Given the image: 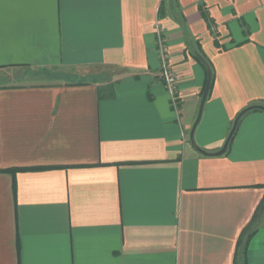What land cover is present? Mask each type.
<instances>
[{
  "label": "crops",
  "instance_id": "crops-1",
  "mask_svg": "<svg viewBox=\"0 0 264 264\" xmlns=\"http://www.w3.org/2000/svg\"><path fill=\"white\" fill-rule=\"evenodd\" d=\"M199 57L211 154L264 107V0H0V264H264V112L197 152Z\"/></svg>",
  "mask_w": 264,
  "mask_h": 264
},
{
  "label": "built area",
  "instance_id": "built-area-1",
  "mask_svg": "<svg viewBox=\"0 0 264 264\" xmlns=\"http://www.w3.org/2000/svg\"><path fill=\"white\" fill-rule=\"evenodd\" d=\"M155 51L158 55L159 73L158 76L168 94L171 96L172 105L175 107V91L177 78L170 65L169 46L163 28L160 25L154 27Z\"/></svg>",
  "mask_w": 264,
  "mask_h": 264
},
{
  "label": "water",
  "instance_id": "water-1",
  "mask_svg": "<svg viewBox=\"0 0 264 264\" xmlns=\"http://www.w3.org/2000/svg\"><path fill=\"white\" fill-rule=\"evenodd\" d=\"M199 60L200 62L203 64V66L205 67L206 69V73H207V79H206V83H205V86H204V89H203V93H202V96H201V100H200V104H199V109H198V112H197V116H196V119L192 125V128L190 130V134H189V139H190V142H191V145L192 147L199 153L203 154V155H211V156H219V155H222L226 152V149L228 147V143L230 141V139L232 138V135L234 134V131L236 129V126H237V123H238V120L239 118L244 114L246 113L247 111H250V110H254V109H257V110H262L264 112V107L263 106H251V107H248L244 110H242L237 116L236 118L234 119L233 121V124H232V127L230 129V132L224 142V144L222 145L221 149L218 150L217 152H213L211 154H208L206 152H204L203 150L199 149L195 144H194V141H193V133H194V129L198 123V121L200 120V117H201V113H202V108H203V105H204V102L207 98V95H208V92H209V88H210V83H211V70H210V67L209 65L202 59L199 57ZM264 208V206H263ZM262 208V209H263Z\"/></svg>",
  "mask_w": 264,
  "mask_h": 264
},
{
  "label": "rangeland",
  "instance_id": "rangeland-1",
  "mask_svg": "<svg viewBox=\"0 0 264 264\" xmlns=\"http://www.w3.org/2000/svg\"><path fill=\"white\" fill-rule=\"evenodd\" d=\"M23 69H20V70H6L5 72L3 73H0V84H7L8 82H6L7 80L11 81V83H15V80L16 78H21L22 74H23ZM2 72V71H0ZM8 74H12V75H8ZM26 74V72H25ZM24 75V74H23ZM25 76V75H24ZM70 78V77H68ZM80 78L78 77H73L72 76V81L74 80H78ZM37 81H40V78L37 80ZM45 81V80H44Z\"/></svg>",
  "mask_w": 264,
  "mask_h": 264
},
{
  "label": "trees",
  "instance_id": "trees-1",
  "mask_svg": "<svg viewBox=\"0 0 264 264\" xmlns=\"http://www.w3.org/2000/svg\"><path fill=\"white\" fill-rule=\"evenodd\" d=\"M211 87H212V77H211V83H210L209 92H210ZM230 140H231V139H230ZM229 142H230V141H229ZM228 145H229V144H228ZM263 206H264V202H262L261 205H260V206L258 207V209L256 210V214H255L254 217H253V221H255V219L257 218L258 214H259L260 211L262 210ZM246 231H247V228H245V229L243 230V232H242L241 235L245 234ZM240 237H241V236H240Z\"/></svg>",
  "mask_w": 264,
  "mask_h": 264
}]
</instances>
